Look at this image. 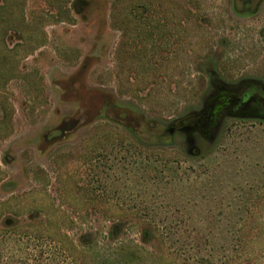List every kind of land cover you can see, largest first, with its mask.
Listing matches in <instances>:
<instances>
[{"label":"rangeland","instance_id":"1","mask_svg":"<svg viewBox=\"0 0 264 264\" xmlns=\"http://www.w3.org/2000/svg\"><path fill=\"white\" fill-rule=\"evenodd\" d=\"M245 9L0 0V264H264V124L196 155L166 129L210 74L264 82V6Z\"/></svg>","mask_w":264,"mask_h":264},{"label":"flooded vegetation","instance_id":"2","mask_svg":"<svg viewBox=\"0 0 264 264\" xmlns=\"http://www.w3.org/2000/svg\"><path fill=\"white\" fill-rule=\"evenodd\" d=\"M239 3L241 9H245L246 5L249 14L259 13L264 6V0H239ZM214 76L216 77L215 74ZM214 76L210 74L211 91H206L200 110L189 111L166 128L169 136L182 126L188 132L195 130L194 135L198 138H185L184 141L187 151L192 155L197 154L194 148L197 140L209 142L225 121H252L264 124V82L261 79L249 77L225 83Z\"/></svg>","mask_w":264,"mask_h":264},{"label":"trees","instance_id":"3","mask_svg":"<svg viewBox=\"0 0 264 264\" xmlns=\"http://www.w3.org/2000/svg\"><path fill=\"white\" fill-rule=\"evenodd\" d=\"M61 132H62V129H56V130H54V131H52V132H50V133H48V134H46V139L47 140H50V139H52V138H54V137H56V136H58L59 134H61ZM171 177H172V175H171ZM4 227V229H2V231L1 232H3V235H5V233H7V234H11L12 232L14 233V234H17V232H18V228L20 227H18V225H4L3 226ZM11 243H13L11 240H9L8 238H6V239H1L0 240V255H3L4 253V248L5 247H7L8 245H10ZM101 264H103V263H101Z\"/></svg>","mask_w":264,"mask_h":264},{"label":"water","instance_id":"4","mask_svg":"<svg viewBox=\"0 0 264 264\" xmlns=\"http://www.w3.org/2000/svg\"><path fill=\"white\" fill-rule=\"evenodd\" d=\"M214 126H215V124H214Z\"/></svg>","mask_w":264,"mask_h":264}]
</instances>
